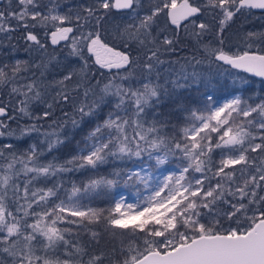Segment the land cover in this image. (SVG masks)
<instances>
[{"label": "snow or ice", "instance_id": "snow-or-ice-1", "mask_svg": "<svg viewBox=\"0 0 264 264\" xmlns=\"http://www.w3.org/2000/svg\"><path fill=\"white\" fill-rule=\"evenodd\" d=\"M244 10L264 12V0H94L65 13L58 0H5L0 34L11 41L22 30L27 58L0 64V138L9 141L0 142V264H264V50H252L264 33H246L240 50L224 46ZM114 13L133 22L116 25L110 43ZM181 32L203 57L176 68L162 57L177 52ZM206 61L218 71L195 70ZM93 68L110 75L102 82ZM253 77L255 100L246 95ZM224 79L232 87L221 103ZM201 88L203 107L185 104L182 91ZM164 97L188 114L178 137L151 117ZM69 124L72 133L91 126L82 146L63 162L42 161L71 143ZM176 160L178 171L168 170ZM80 171L92 175L69 193L60 178ZM122 185L138 189L135 203L114 194ZM92 195L109 205L83 202ZM105 234L119 246L93 249Z\"/></svg>", "mask_w": 264, "mask_h": 264}, {"label": "trees", "instance_id": "trees-1", "mask_svg": "<svg viewBox=\"0 0 264 264\" xmlns=\"http://www.w3.org/2000/svg\"><path fill=\"white\" fill-rule=\"evenodd\" d=\"M48 0H44L47 2ZM60 4V11L61 13L67 12L69 7L79 6V5H90L94 2V0H58ZM148 0H145L147 3ZM0 6H5V0L0 1ZM129 14L127 13H114L112 18L108 21L105 25L107 29V34L104 36V39L112 42L111 40V33L113 32L116 25L123 27L128 23H132V19L128 17ZM206 19L213 24L215 27L218 23V20H213L211 16L206 15ZM22 30H18L11 35L13 39L9 41L4 34H0V40H2V46H0V64L2 63H12L14 59H26V53L23 51L24 48V41L21 38ZM248 32H255V33H264V12L260 10H252L248 12L244 10L241 14H238L231 25L225 30L224 39H225V48H232L233 51L240 50L244 48V37L245 34ZM180 44L176 53L171 55H166L162 57V59L169 60V61H179V64L174 65V67L178 68L179 65L184 64L185 58H191L193 55L197 56V58L203 57V49L202 47L200 50H197L196 42L191 39L190 37L185 36L183 32L180 33ZM205 42H210L214 46L216 45V41L212 36H208L205 38ZM117 45L119 41L116 42ZM12 45H16L17 51H12ZM253 51L264 50V41L257 40L252 48ZM66 51V49H65ZM98 67V66H97ZM167 68L168 65L165 64L163 66ZM229 66L223 65V68H228ZM192 69L190 68L189 71ZM196 71H203V72H212L215 73L218 71L215 64H212L211 67L207 63V61L201 65H197L195 67ZM93 72H96V79H100L103 82V77H108L110 73L107 70L103 71V77H101L100 72H97V68L92 69ZM116 70H113L115 73ZM236 71V70H231ZM248 75V74H244ZM174 78V77H173ZM251 87L254 88L256 91L253 93H247L246 95H251L252 99L255 100L257 96L260 94L261 89V82L260 78L253 77ZM139 87V84L135 85ZM230 82L227 79H224L222 82L221 88L217 91V97L221 98L227 95V91L231 89ZM204 89L201 88L199 91L195 90H185L182 91V96L184 97L185 104H190L193 108H201L203 107L204 97ZM65 111L71 112V108L66 107ZM107 111V110H105ZM188 114L186 112H181L175 103L174 98L170 99L168 97H164L161 99L160 103L156 105L151 110V117L159 118L166 120L168 122L167 127L165 128V133L169 137H178L182 128L185 127V120ZM150 117V118H151ZM17 123L23 125L25 121L18 120L17 122H12L11 127L15 129L17 127ZM50 123V121L48 122ZM48 123L44 125L46 130L48 129ZM91 126L82 125L81 128L75 130L74 133L71 132V125L69 124L67 128H65V132H68L72 136L71 143L65 147L61 145L60 147L53 149L52 152H45V154L41 157V160L44 162L53 160L56 158L58 162H63L70 155H74L78 146H82L83 137L86 136L88 130ZM39 139L43 141L44 137L40 136ZM0 142H9L5 141L3 138H0ZM37 137L33 134L32 137H25L23 141L20 142L21 148H26L30 143H36ZM214 159L218 160L219 157L214 155ZM119 163V162H118ZM130 164V162H129ZM175 165H179V160H176ZM101 174H107L108 171H111V166H105L101 170ZM91 172L87 171H80V172H71L65 173L60 178L64 184V188L68 191L71 190L73 184L77 186L81 185V183H86L88 177L91 176ZM55 179V178H53ZM53 180L48 181V186H51ZM63 198V194H62ZM110 202V197L105 195H92L89 199V204L92 207H107ZM96 230H102V225L95 226ZM76 231V230H74ZM79 238L82 243H89L88 235L83 232L82 230L78 231ZM119 246V238L113 239L110 235L105 234L100 241L99 245H92V248H102L106 250H111L113 247Z\"/></svg>", "mask_w": 264, "mask_h": 264}, {"label": "rangeland", "instance_id": "rangeland-1", "mask_svg": "<svg viewBox=\"0 0 264 264\" xmlns=\"http://www.w3.org/2000/svg\"><path fill=\"white\" fill-rule=\"evenodd\" d=\"M47 2H48V1H47ZM47 2H45V3H47ZM128 17H130V15H128ZM226 98H228L227 95H226V96H223V97H221V98H219V102L222 103L223 100L226 99ZM166 167H167L168 170H170V171H178V167H177V165H175V164H171V165L166 166ZM157 174H159V173H157ZM165 174H167V173L165 172ZM70 191H71V190H69L68 192L70 193ZM137 191H138L137 188H133V187H131V186H123V185H122V186H120L119 188H117V189L114 190V194H115V193H119V194L125 196V197L127 198V201H128V202L135 203L136 200H137ZM140 191H141V193H142V194H141V199H142L144 196H147V195L149 194L148 192L142 190V186H141V188H140ZM117 198H119V196H117ZM89 199H90V197L85 198L83 202L86 203V204H89Z\"/></svg>", "mask_w": 264, "mask_h": 264}, {"label": "water", "instance_id": "water-1", "mask_svg": "<svg viewBox=\"0 0 264 264\" xmlns=\"http://www.w3.org/2000/svg\"><path fill=\"white\" fill-rule=\"evenodd\" d=\"M1 1V0H0ZM256 78H258V77H256Z\"/></svg>", "mask_w": 264, "mask_h": 264}]
</instances>
